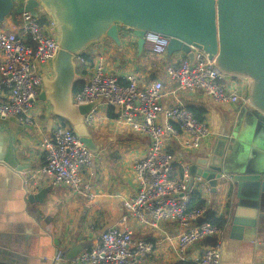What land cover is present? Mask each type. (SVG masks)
<instances>
[{"label": "built area", "instance_id": "2783aa9c", "mask_svg": "<svg viewBox=\"0 0 264 264\" xmlns=\"http://www.w3.org/2000/svg\"><path fill=\"white\" fill-rule=\"evenodd\" d=\"M27 2L14 0L15 8L24 7ZM13 18L12 27L0 22V120L16 118L34 127L35 111L44 90L43 79L54 77L52 62L59 48L56 27L50 19L43 23L41 12L37 17L22 13ZM129 39L137 42L133 33L123 32L121 41ZM144 40L152 55L160 57L168 53L170 38L146 33ZM192 50L193 64L184 56L166 71L168 79L177 86V92L202 93L220 105L246 104L242 96L245 87L241 81L244 80L221 74L200 50ZM76 62L78 73L84 71V74L79 73L84 86L74 94V104L99 103L84 116L88 128L97 127L100 107L113 108L116 115L113 121L117 125L129 128L150 142L144 156L134 162L136 190L124 203L120 224L101 233L91 248L69 263H147L153 256L154 244L135 239L132 224L158 229L169 223L184 227L177 245L178 264H220L223 229L208 220L211 202L206 196L212 188L203 177L192 176L189 166L183 169L181 178H177L174 155L169 150L172 142L185 153L201 149L213 135L209 123L198 120L182 105L165 107L166 92L160 81L144 86L135 74H129L123 84L109 71L103 57H93L87 52L78 56ZM40 147L45 153L40 173L49 178L54 187L65 185L75 194L88 199L93 197L92 186L85 183L82 176L94 167L100 155L87 149L68 123L43 138ZM195 192L200 193L206 203L203 207L189 209ZM206 241L210 244L198 260L187 259L186 254L193 245ZM54 262L64 263L61 250L57 251Z\"/></svg>", "mask_w": 264, "mask_h": 264}, {"label": "crops", "instance_id": "0c3cea01", "mask_svg": "<svg viewBox=\"0 0 264 264\" xmlns=\"http://www.w3.org/2000/svg\"><path fill=\"white\" fill-rule=\"evenodd\" d=\"M14 15L7 18V26L12 27ZM41 15L50 19L44 11ZM126 41L122 40L121 47H118L110 39H105L90 46L86 52L93 57H103L109 71L123 84L129 74H135L144 86L162 82L166 92L165 107L179 104L188 110L194 109L196 115L211 127V140L195 152L185 153L176 142L170 144L177 178L180 179L189 161L197 159L204 149L209 150L220 134L231 133L245 104L220 105L202 93L177 92V86L168 79L166 71L185 55L167 53L157 57L147 46L140 52L137 42ZM1 77L0 72V80ZM241 84L245 87L244 98L248 83L241 81ZM115 116V109L100 107L97 127L91 130L100 146V160L82 176L83 181L92 186L93 197L89 199L75 194L65 185L54 187L50 179L40 173L45 163V153L40 147L42 139L67 123L53 114L48 102L39 100L34 127L16 118L0 120V124L10 130L15 161L17 159V165L24 169L18 173L5 160L12 159L13 152L7 134H0V264H55L57 251L66 255L74 239L77 244H89L88 248H91L101 233L120 224L124 203L136 190L134 162L144 156L150 140L133 137L129 128L113 121ZM41 189L49 191L44 202L30 203L27 193L36 195ZM232 193L233 188L229 195L224 192L214 194L211 190L206 196L211 202L210 211L225 220L220 264H264V235L246 238L244 229L240 231L233 224L237 205ZM132 225L135 239L154 244L153 256L144 264L179 263L177 245L184 231L182 225L167 223L158 229ZM209 244L210 241H206L193 245L186 254L187 259L198 260ZM63 264H71L65 256Z\"/></svg>", "mask_w": 264, "mask_h": 264}, {"label": "water", "instance_id": "95a60500", "mask_svg": "<svg viewBox=\"0 0 264 264\" xmlns=\"http://www.w3.org/2000/svg\"><path fill=\"white\" fill-rule=\"evenodd\" d=\"M41 11L55 24L59 48L52 62L54 77L43 79L39 99L48 102L53 114L67 122L93 153H98L100 146L84 116L99 103L74 104L75 87L83 81L76 58L105 39L121 47L123 32H131L142 52L145 34L156 33L170 38L169 55H185L193 64L192 49L200 50L221 74L248 83L246 104L231 133L220 134L212 147L200 152L188 166L192 176L209 182L214 194L229 195L233 188L232 199L237 205L233 224L244 229L246 238L263 236L264 0H28L18 9L14 0H0V22L5 27L13 14L37 17ZM0 134H7L13 152V158L5 160L21 172L24 169L15 161L10 130L0 124ZM48 192L27 193V199L43 203ZM88 247L74 239L65 260L71 262Z\"/></svg>", "mask_w": 264, "mask_h": 264}, {"label": "trees", "instance_id": "16d2710c", "mask_svg": "<svg viewBox=\"0 0 264 264\" xmlns=\"http://www.w3.org/2000/svg\"><path fill=\"white\" fill-rule=\"evenodd\" d=\"M43 23H47L48 20L46 19V17L43 18ZM85 57L90 60V57L88 55H85ZM79 73L84 74L83 70H79ZM84 86V81H81L79 84L76 85L75 87V94L80 92L82 90ZM190 110V109H189ZM198 120L200 121H204L203 119H201L202 117L199 115H196V110L191 109L190 110ZM113 117V115L111 116V118ZM206 203V200L204 199V197L198 193L195 192L192 196L191 202L189 204V209H194V208H200L203 207ZM208 220L216 227L223 229L225 226V220L221 219V218H217L211 211L208 212Z\"/></svg>", "mask_w": 264, "mask_h": 264}, {"label": "rangeland", "instance_id": "374dc122", "mask_svg": "<svg viewBox=\"0 0 264 264\" xmlns=\"http://www.w3.org/2000/svg\"><path fill=\"white\" fill-rule=\"evenodd\" d=\"M124 127H125V126H124ZM126 128H127V127H126ZM130 132H131L130 134H131L133 137H136V138H137V137H138V138H141V137L137 136L136 134H134V133H133L131 130H130ZM123 134H125V132H124ZM135 160H136V159H135Z\"/></svg>", "mask_w": 264, "mask_h": 264}]
</instances>
